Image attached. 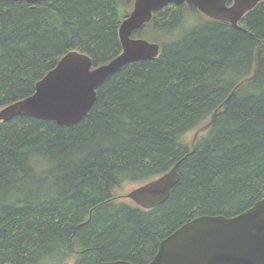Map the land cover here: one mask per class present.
<instances>
[{
    "label": "trees",
    "instance_id": "16d2710c",
    "mask_svg": "<svg viewBox=\"0 0 264 264\" xmlns=\"http://www.w3.org/2000/svg\"><path fill=\"white\" fill-rule=\"evenodd\" d=\"M133 1L0 0V109L69 52L93 67L118 56ZM237 26L169 5L132 34L159 56L107 79L79 123L0 122V264H145L181 225L264 198V0ZM178 162L162 205L118 200Z\"/></svg>",
    "mask_w": 264,
    "mask_h": 264
},
{
    "label": "water",
    "instance_id": "95a60500",
    "mask_svg": "<svg viewBox=\"0 0 264 264\" xmlns=\"http://www.w3.org/2000/svg\"><path fill=\"white\" fill-rule=\"evenodd\" d=\"M35 4L43 0H10ZM262 0H134L118 30L121 52L93 67L84 54L69 52L35 85L34 92L0 109V122L24 116L68 127L92 108L97 89L123 67L159 56V46L132 34L169 5L186 4L203 16L238 27L239 21ZM179 162L168 172L144 183L125 198L143 210L162 205L180 181ZM104 264H132L116 260ZM147 264H264V198L233 216H200L176 229L159 244Z\"/></svg>",
    "mask_w": 264,
    "mask_h": 264
},
{
    "label": "rangeland",
    "instance_id": "374dc122",
    "mask_svg": "<svg viewBox=\"0 0 264 264\" xmlns=\"http://www.w3.org/2000/svg\"><path fill=\"white\" fill-rule=\"evenodd\" d=\"M134 2V1H133ZM133 7V5H132ZM132 9V8H131ZM195 17L193 16V18H190L188 19V22L185 23V26H189V24H191V22H195ZM151 37L150 36H145V40L150 42L151 41ZM206 130V128H202L198 131H195V132H192L191 134L188 135V138L190 140H194L197 136L201 135L202 133H204V131ZM138 186L140 185H127V186H124L123 187V192L121 194H119L118 196V200L122 203H126V204H129V205H135L132 200L128 199V198H125V196L130 193L132 190H134L135 188H137ZM74 262V259L71 258L69 260H67V262L65 264H73Z\"/></svg>",
    "mask_w": 264,
    "mask_h": 264
},
{
    "label": "flooded vegetation",
    "instance_id": "af4514ba",
    "mask_svg": "<svg viewBox=\"0 0 264 264\" xmlns=\"http://www.w3.org/2000/svg\"><path fill=\"white\" fill-rule=\"evenodd\" d=\"M232 217H233V216H232ZM228 218H229V217H228ZM177 229H178V228H177ZM174 231H175V230H174ZM174 231H173V232H174ZM173 232H172V233H173ZM170 234H171V233H170ZM170 234H169V235H170ZM169 235H168V236H169ZM166 237H167V236H166ZM166 237H165V238H166ZM163 239H164V238H163ZM163 239H162V240H163ZM162 240H161V241H162ZM161 241H160V242H161ZM160 242H159V243H160ZM159 243H158V244H159ZM157 249H158V246H157ZM156 252H157V250H156ZM155 254H156V253H155ZM155 254H154V256H155ZM154 256H153V257H154ZM153 257H152V259H153ZM152 259H151V260H152ZM151 260H150V261H151ZM122 261H124V260H122ZM150 261H149V262H150ZM127 262H128V261H127ZM149 262H147V263H149ZM129 263H131V262H129ZM147 263H145V264H147ZM132 264H135V263H132Z\"/></svg>",
    "mask_w": 264,
    "mask_h": 264
}]
</instances>
